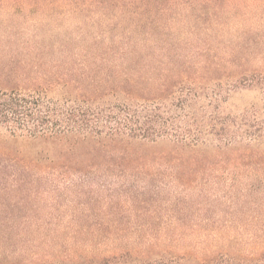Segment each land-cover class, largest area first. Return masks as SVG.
I'll use <instances>...</instances> for the list:
<instances>
[{"label":"rangeland","instance_id":"374dc122","mask_svg":"<svg viewBox=\"0 0 264 264\" xmlns=\"http://www.w3.org/2000/svg\"><path fill=\"white\" fill-rule=\"evenodd\" d=\"M135 3L140 14L105 13L99 0H0V74L17 83L19 62L36 73L34 50L141 24L168 63L163 78L138 80L142 93L188 76L220 85L209 99L226 102L205 110L220 105L224 133L197 146L121 138L74 149L2 137L0 264H264V0Z\"/></svg>","mask_w":264,"mask_h":264},{"label":"trees","instance_id":"16d2710c","mask_svg":"<svg viewBox=\"0 0 264 264\" xmlns=\"http://www.w3.org/2000/svg\"><path fill=\"white\" fill-rule=\"evenodd\" d=\"M136 1L150 8L152 1L161 0ZM99 2L105 13L116 6L136 14L142 10L135 0ZM135 24L109 40L96 35L92 44L63 45L53 55L34 50L36 73L19 62L12 68L22 72L17 83H8L0 74V139L62 144L72 149L80 143L121 138H169L184 146H197L224 133L227 126L217 124L216 117L227 98L220 100L221 92L213 95L217 99H209L210 91L221 90L220 85H199L188 76L167 87L165 82L155 94L142 93L138 80L163 78L168 63L157 57L162 45L149 32L152 30ZM45 59L47 68L42 69ZM185 66L183 61L174 62L173 69L185 71ZM239 85H231L229 90ZM212 102L220 105L206 111Z\"/></svg>","mask_w":264,"mask_h":264}]
</instances>
